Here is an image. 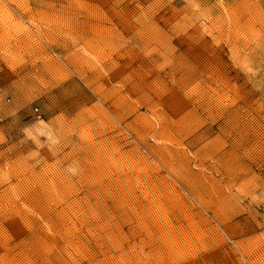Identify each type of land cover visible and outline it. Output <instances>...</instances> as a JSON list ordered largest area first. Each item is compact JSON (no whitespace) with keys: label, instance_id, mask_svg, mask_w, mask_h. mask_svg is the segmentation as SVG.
Instances as JSON below:
<instances>
[{"label":"rangeland","instance_id":"rangeland-1","mask_svg":"<svg viewBox=\"0 0 264 264\" xmlns=\"http://www.w3.org/2000/svg\"><path fill=\"white\" fill-rule=\"evenodd\" d=\"M264 0H0V264H264Z\"/></svg>","mask_w":264,"mask_h":264},{"label":"built area","instance_id":"built-area-1","mask_svg":"<svg viewBox=\"0 0 264 264\" xmlns=\"http://www.w3.org/2000/svg\"><path fill=\"white\" fill-rule=\"evenodd\" d=\"M263 207H264V202H263Z\"/></svg>","mask_w":264,"mask_h":264}]
</instances>
